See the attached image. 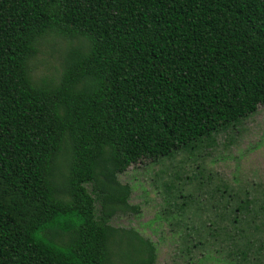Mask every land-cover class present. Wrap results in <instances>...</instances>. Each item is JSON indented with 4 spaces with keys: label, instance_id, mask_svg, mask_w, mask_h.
Listing matches in <instances>:
<instances>
[{
    "label": "trees",
    "instance_id": "16d2710c",
    "mask_svg": "<svg viewBox=\"0 0 264 264\" xmlns=\"http://www.w3.org/2000/svg\"><path fill=\"white\" fill-rule=\"evenodd\" d=\"M56 40L61 71L37 76ZM259 105L264 0H0V264H155L111 223L141 212L119 175L195 157ZM205 195L182 193V256L264 264V188Z\"/></svg>",
    "mask_w": 264,
    "mask_h": 264
},
{
    "label": "rangeland",
    "instance_id": "374dc122",
    "mask_svg": "<svg viewBox=\"0 0 264 264\" xmlns=\"http://www.w3.org/2000/svg\"><path fill=\"white\" fill-rule=\"evenodd\" d=\"M56 42L38 54L37 76H56L61 71L66 46ZM119 180L131 186L130 204L139 205L141 212L117 215L112 225L134 228L150 239L156 246L155 264H202L196 250L191 262L182 256V228L176 226L177 220H183L182 193L194 194L205 203V191L215 185L226 184L234 190L252 185L264 188V105L197 156L179 152L171 159L142 160L129 166ZM186 210L187 216L195 217V207Z\"/></svg>",
    "mask_w": 264,
    "mask_h": 264
}]
</instances>
